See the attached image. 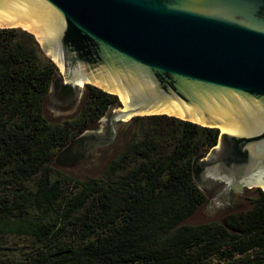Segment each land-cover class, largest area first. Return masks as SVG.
Wrapping results in <instances>:
<instances>
[{
    "label": "trees",
    "instance_id": "obj_1",
    "mask_svg": "<svg viewBox=\"0 0 264 264\" xmlns=\"http://www.w3.org/2000/svg\"><path fill=\"white\" fill-rule=\"evenodd\" d=\"M55 65L34 35L0 28V264H264V193L249 208L193 220L207 195L195 160L219 129L167 114L133 117L127 141L97 175L77 179L50 161L117 96L90 84L79 115H44ZM75 142V141H74ZM28 238L2 260L4 237Z\"/></svg>",
    "mask_w": 264,
    "mask_h": 264
},
{
    "label": "water",
    "instance_id": "obj_2",
    "mask_svg": "<svg viewBox=\"0 0 264 264\" xmlns=\"http://www.w3.org/2000/svg\"><path fill=\"white\" fill-rule=\"evenodd\" d=\"M0 28L32 33L60 83L118 98L57 164L94 154L135 116L167 114L219 129L195 160L199 188L224 191L206 193L205 210H231L234 192L264 193V0H0ZM74 101L51 83L50 111Z\"/></svg>",
    "mask_w": 264,
    "mask_h": 264
},
{
    "label": "rangeland",
    "instance_id": "obj_3",
    "mask_svg": "<svg viewBox=\"0 0 264 264\" xmlns=\"http://www.w3.org/2000/svg\"><path fill=\"white\" fill-rule=\"evenodd\" d=\"M39 53L42 58H47L45 56V52L40 47ZM55 69H57L56 66ZM86 89L87 86L80 88L78 97L77 99H75L72 106L63 111L49 110L48 91L43 108L45 117L53 123H61L65 120H71L76 118L82 109ZM126 125L127 124L123 126H118L116 128L115 136L112 139L109 138L107 141H105L102 145L98 147L97 151L90 156L60 165L56 163L54 158L57 153L61 150L57 149L56 151H54V155L49 163L50 166L54 170L55 174H59V172H62L67 175H71L77 179H84L88 176L97 175L100 171H102L107 162L124 147L127 141V131L125 130ZM76 136L77 134L72 138V140ZM256 189L257 188L246 189L241 193L234 192V207L231 210L225 212H217L218 208L205 210L208 206L209 200L207 196V201L198 209L193 220L208 221L219 219L226 213L247 209L252 204V198L257 195ZM4 240L6 244L5 248L1 251L2 260H4L5 258L7 260H11L14 258H22L23 253L29 252L32 248L28 238H25L23 236L8 235L4 237Z\"/></svg>",
    "mask_w": 264,
    "mask_h": 264
},
{
    "label": "flooded vegetation",
    "instance_id": "obj_4",
    "mask_svg": "<svg viewBox=\"0 0 264 264\" xmlns=\"http://www.w3.org/2000/svg\"><path fill=\"white\" fill-rule=\"evenodd\" d=\"M54 75H55V73H54ZM52 80H53V82H51V83L54 84V94H56L58 97L61 96V97H65V98H70V100L77 99V97H78V89H76L74 86H70L67 83H64V84L60 83L57 80V78L54 79V76H53ZM50 87H51V85H50ZM49 92H50V88H49ZM54 103H56V99H54L53 104ZM103 114H105V112ZM108 129H109V135H110V127H108ZM82 139H84V138H82ZM197 169H199V170H198V172L196 174H197V177H199L201 169L199 167ZM212 191L214 193H216V195L214 197H216V198H218L220 196L224 197L223 188H222V186L219 183L214 182V183L209 184L206 187L205 191H203V192L205 194L207 193L208 195H210V193H212ZM233 192L234 191L231 190L228 194H232ZM211 201H212V198H211ZM211 204H212V206L213 205L217 206L214 202H211Z\"/></svg>",
    "mask_w": 264,
    "mask_h": 264
}]
</instances>
